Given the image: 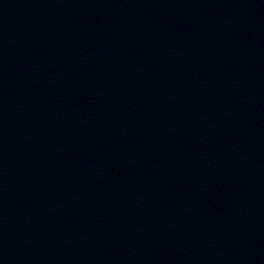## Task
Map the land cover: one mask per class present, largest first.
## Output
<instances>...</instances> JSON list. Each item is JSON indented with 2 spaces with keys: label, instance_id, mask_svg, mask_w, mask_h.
Wrapping results in <instances>:
<instances>
[{
  "label": "water",
  "instance_id": "water-1",
  "mask_svg": "<svg viewBox=\"0 0 264 264\" xmlns=\"http://www.w3.org/2000/svg\"><path fill=\"white\" fill-rule=\"evenodd\" d=\"M264 187V0H0V264H206Z\"/></svg>",
  "mask_w": 264,
  "mask_h": 264
}]
</instances>
